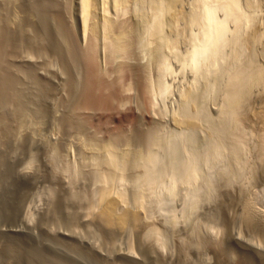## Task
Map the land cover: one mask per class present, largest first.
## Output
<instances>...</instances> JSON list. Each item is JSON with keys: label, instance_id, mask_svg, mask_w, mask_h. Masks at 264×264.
Segmentation results:
<instances>
[{"label": "rangeland", "instance_id": "1", "mask_svg": "<svg viewBox=\"0 0 264 264\" xmlns=\"http://www.w3.org/2000/svg\"><path fill=\"white\" fill-rule=\"evenodd\" d=\"M36 1L37 0H0V27L2 30L5 31L6 29L7 32L5 33L7 34V37L11 36L12 38L13 36L18 38L19 36H16V34L19 31L20 33L22 32L21 35L18 33L20 35V40H17V38H15L13 41L7 39L10 43H13L15 40H17V45L15 43L13 44L17 46L16 48L21 46V49L16 50L13 44L12 45L14 47L8 43L9 46L6 47V51L8 50L7 52L9 53L3 54L5 56H3L4 60L0 58L2 62L4 61L2 63L3 65H1L2 67L0 66L1 69H3V66L5 68L6 65L12 66L9 67L11 69L6 67L5 69L8 68L6 71L3 69V74L5 72L4 76H6V73H8L6 77L10 80H7L6 77H2L1 80L4 78L9 83V81L12 79L13 82H10L9 85L11 87L16 82V80L19 81L17 82V85L15 83L13 86L14 88L11 89L7 87L8 85L6 83V89H8L7 93L10 94L13 92L11 93V97L9 94H7V97L6 95L5 97L0 95V161L3 159V162H0V164H2V166L0 165V210L2 211L4 209H2V207H6L7 205L6 196L9 195L7 188H9V191L11 192L13 187H15L16 189H13L14 193H12V191V194L10 195H12L13 198H17V196L20 198H17L19 201L17 199L15 200L19 202V206L18 208L15 206L16 208L14 210L17 211H14L15 213L13 212L11 218L6 217L7 219L4 218L5 220H3V211L0 213V235L3 236L2 234H7L6 238L5 236H3L4 238L0 236V238L2 240L9 239L8 241H13L16 238H19V245H17L16 254L20 259L23 257H34V254L45 249L46 254L52 252L51 254L54 255L56 252H58V254H60L58 256H63V259L65 260V258H67L66 260L68 261L69 256L66 257V254H62L60 251L54 252V250H49L48 246L46 248L45 244L43 243H46V240L48 239L51 241V239H56L62 235L72 234L71 236H73V233H77L79 234V237H81L80 240L82 241L81 242L78 240V243L76 242L78 246L80 245L79 247L82 248L81 245L83 244L88 246L91 245L94 249L100 250L103 254H105L107 258L112 257L111 259L113 260L118 259L119 255L117 253L106 251V227L98 216L100 210V208H98L99 206L94 207V200L96 201V187L99 185L97 186L95 184L91 166L88 165L89 162L85 160L87 154H90L91 151L85 147L86 144L84 145V142L93 138L99 140L108 139V137L111 136V128L123 126L124 122V125L126 126H123L124 137L118 136L119 138L117 137L114 139L118 144V151L136 153L135 151L139 149L140 152H146L145 155L150 154L154 157V159H157H155L154 164L151 165L153 166L151 167L153 172L150 170L151 175H149L151 182L148 183L150 186L146 184V186H144L140 191V194H138L139 192L136 191L137 189L134 185V182H129L130 184L126 185V189L128 188V190L125 191V194H127L125 195L127 197H125V201L127 199L128 200L125 202V204L120 206L121 208L126 207L132 210L136 209L138 210L137 212L139 215H141V225L139 224L138 227L136 226L135 228H133L134 226L131 227V231L129 232V243L132 250L144 260L145 258L148 260L152 256H157L162 259V261L169 262L171 264H239L238 262H242L243 259L240 260L241 257L239 253L241 252L242 255L245 249L239 250L233 239L235 236L244 238L245 235L230 227L229 231L232 232H229L228 228L225 229L222 221L223 218L225 219L224 216L226 215V217H228L227 219L232 221L236 218L241 223L242 218H240V205L243 203V201H248L253 205V207H255L256 210H258L261 214H264V150H262L264 149V0H240L243 8L247 11L248 15L252 16L251 18H254V21H251V26L250 24L248 25L250 26L249 28H247V26L245 30H240L242 33L240 31L237 32L233 27L232 30H230L229 27L228 35L230 34V37L228 38L230 39L227 38V41L229 42L231 40L229 43L235 41L234 43L236 44L234 45L233 43L229 44L227 41L225 42L223 47H227L222 49V54L220 56L222 59L220 58L221 61H219L220 65L214 67V71L212 69L213 72L211 71L212 73H210L212 75L209 76V73H207L208 75L204 77L202 76V81L200 77V81H198V79L195 80L196 76L194 75L193 71L184 65V60H186L188 57V45L193 39H195L196 34L189 32L187 29L189 25L186 21H188L191 14L189 11L191 10L190 12H192L191 8H193V4L195 5L197 3V0H178V6L176 5V11H174V14L176 12L177 15L175 14V22L172 24V28L170 29V31L176 34L175 36L172 33L174 36L169 40L171 41L169 44L173 45V47L171 46L173 50H166V60L169 59L167 60L166 65H168V69H170L169 75L164 79L166 84V96L163 99H160L161 101H155L153 99L150 100L147 96L149 93H147L146 99H148H145L144 103V100L142 101L143 97H141V93H139V88L136 87L137 81L133 80L134 77L129 76V74L122 75L117 70L118 67L123 64V62L126 63L129 61L132 63L131 65L136 64L135 66H144V69H147L145 71V78H153L154 73L152 69L158 62V59H160V56H158L157 47L155 45H152V47H145L144 50L146 49L147 52L142 49L140 51L142 54L140 55V59L136 55L134 56L135 58H132V61L131 58H129V60L124 58L126 60H123V57L113 58L112 60L108 59V61L103 57L104 59H102V64L99 65V68L101 66V70H103L104 74H106V77L108 78L107 80L120 81L118 86L119 89H121V95L126 97L130 96L128 97L129 101L126 106L129 105L128 107H132L131 109L133 111V117L134 120L136 119V121H126V123L125 121H121V123L116 119H112V117L108 116L109 114L106 115V113H108L106 109L104 112H102L103 110L100 109L99 111L101 113L95 108L93 110H91V108L88 110L90 112L87 111L85 113L84 111L82 112V110H75V108H78L79 110L77 105L79 101L77 102L76 99L78 96L79 97L77 100L81 98L80 94L84 90L83 84H85L84 80H86V68L84 61L80 59V57L79 61L75 60L78 62V64L74 62V65L73 58L75 57L72 53H78L77 56H80L82 54L81 51L84 50V47L87 44L83 39L82 43L77 28L75 29L74 26L71 25L72 14L70 13H72L71 6L74 0H49L50 2L48 0H39L37 3H35ZM42 1L45 5L47 4V9L44 7V4L41 3ZM47 2L51 4L54 2L56 5H54V3L52 5L55 6L57 10V3L59 4L60 10L61 7L62 10L65 9V11L63 10L64 16L66 13V16H68L66 19L70 22L67 24L69 25L67 30L68 32L70 30L69 34L71 36L69 37H72L73 40H70L67 38V36L65 37L60 30L54 32V28L52 34L55 33V37L57 36L56 34H58V39H55L54 35H52V38L55 39V42H53L51 41L52 38L49 39V37H47L48 35L46 34V25L48 21H44L42 18H48L45 16V14L43 15L40 13L42 11H39V9L34 11L36 9L35 7H40L41 4L44 7V10L46 9L45 11L43 10L44 12L50 10V7H48L49 4ZM13 3L15 4L13 5ZM32 3H35V6L32 5ZM32 6H34V9ZM42 6L40 7V10H42ZM62 10L61 12H63ZM33 12H35V14ZM41 15L45 17H41ZM46 15L49 14L46 13ZM40 19L45 22V25L41 24L42 21ZM256 19L257 21H255ZM181 25L183 26L181 27ZM259 25L261 27H258ZM256 27H258L257 31L259 32L255 30ZM184 29L185 31H183ZM40 30H42V33H44L46 37H41V35L44 34H41ZM4 31L3 33L1 31L0 33L5 35ZM8 31H10V33ZM245 32L247 33L245 34ZM191 33L192 35H189ZM240 33L242 36H244L243 38L239 37L241 36ZM12 34L15 35L12 36ZM183 34L186 35L183 37ZM247 34L249 35L246 36ZM252 34L256 39L251 37ZM2 35H0V44L2 42ZM190 36H192L193 39H191L192 37ZM236 37L237 39H234ZM245 37L248 41L245 40ZM47 38L49 41L46 42ZM66 38L67 40L69 39V44L70 41L73 43V45L76 44L75 47H77V51H74L75 47H73L72 44L67 46L68 42H66ZM249 38L253 39L251 40ZM178 39H180L178 42L179 44L177 43L174 45L175 40L177 41ZM41 40L42 42H40ZM18 42H20V44ZM48 42L51 45L56 43V47H61L59 50L63 48V45V49L68 47V49L64 50L65 56H63V53L61 54L62 51H59L60 53L57 52L60 55H56V53H54L55 50L52 51L53 48H50ZM10 45L12 48H14V50L10 47ZM177 45L178 47L176 48L175 46ZM3 49L2 51H4ZM11 49L12 52H20L19 54L16 52L17 55L14 56L12 52H10ZM70 49V54L71 56L73 55L71 60L66 58ZM65 51H68V53L66 54ZM228 52L231 54H228ZM159 53H161V51H159ZM175 54H177L176 56L178 59H175ZM63 57H65L66 60H64L65 58ZM142 58H144V60H142ZM68 59L70 61L73 60L72 62L69 61L70 66H75L73 67L74 69L70 67L71 71L69 68V71L67 69V67H69V64L67 65ZM155 60L156 63L153 62ZM129 62L127 63L130 64ZM71 63L73 65H71ZM244 65L247 66L245 67ZM31 67L34 68L32 69ZM237 67L240 69V71H242L240 72ZM247 67L249 69H247ZM29 68H31L34 73ZM29 70L32 73L29 72ZM232 72L234 76L232 75ZM28 73L32 74V76L28 75ZM248 74L250 76L253 75V77L249 78ZM11 75H13V77ZM235 76H237L239 79L236 77V80V78H234ZM33 78H35L36 81L35 79L33 80ZM70 78L74 79L70 80ZM42 79L43 81L46 80L47 82H42ZM240 80L242 81L240 82ZM246 81L249 83V85ZM45 82L48 84L44 85ZM74 82L77 84L76 87L78 86L77 91L74 87L75 84L73 85ZM35 83L37 84L35 85ZM67 83H70V86H73L70 87L67 85ZM65 84L69 86V90ZM246 85L250 86L251 88L246 87ZM15 86L18 88L16 89ZM49 86H51V88ZM248 88L251 91H249ZM9 89L10 91L12 89L15 90L9 92ZM44 89L45 92H43ZM245 90L247 91L245 92ZM0 93H3L2 95H4V92H1V90ZM233 93L236 94V96L235 94L233 96L234 99L230 96ZM49 94H51V96H47ZM238 94L242 95L239 97ZM249 94H252L253 96ZM150 95L151 94H149V96ZM16 97H22V99L17 100ZM17 101L18 104L16 103ZM75 103H77V107H74ZM236 103L237 105H235ZM44 108L46 110H44ZM24 109L26 111H24ZM233 112H235V114ZM27 113L28 115L32 113V115L28 116ZM65 116L68 117V119L64 120L66 118ZM148 116H151L152 119ZM184 116L186 117L184 118ZM29 117H31V119ZM137 117L140 121L137 119ZM5 119L7 128L13 123V125H11L8 129L1 125V120L4 122ZM185 119L187 121L191 119L197 122L196 126H188L184 124L182 121H185ZM67 120L68 122L69 120L70 122H74L73 120H75V122L74 124L71 122L72 125H70V122L68 123ZM63 121H65V123ZM79 121L82 123L80 124ZM179 121L181 124H179ZM31 122H33L34 125L37 122L36 124L38 125L34 126ZM137 122L139 123L137 124ZM66 123L69 125L66 126ZM119 123L122 125H119ZM96 125L98 126V130ZM72 126L73 128H71ZM3 127L6 128V130L3 129ZM101 127L106 128H104V130ZM30 130L34 131L31 132ZM5 131L6 134L4 133ZM98 131L100 132L99 134ZM140 131H142L141 134ZM8 132L9 135L7 134ZM88 132L91 133V135ZM136 132L140 134L138 137L140 138L141 136L140 139L136 138ZM126 133H128V136ZM238 134L240 135L238 136L239 139L237 136H235ZM125 135L128 137V139ZM79 137H81L83 140H81ZM240 138L242 139L240 140ZM157 140H159V143ZM124 141H126V143ZM231 141L233 142L230 143ZM150 148L153 152L149 150ZM88 150L89 152L87 153ZM81 154L82 156H85L84 159ZM84 161L88 163H85ZM190 168H194L197 175L195 178L193 177V181L192 179H189V175L185 171V169H188L191 172L192 170H190ZM193 172L194 171H192V173ZM187 175L188 179L191 180H188L191 182L188 184H186L188 181H185L187 180L185 179ZM171 182L175 184L173 185L175 189L170 184ZM19 183L21 184L19 185ZM93 184H95V186H93ZM169 185L174 190L171 191L173 194L170 191L168 192ZM15 192H17V194H15ZM136 194L140 195V197H143L141 198L143 199L141 201L142 206H137L138 203L136 198L138 196ZM93 195L95 197H93ZM110 196L116 197L115 192H111ZM223 209L225 210L226 214L223 213ZM200 227H203V229ZM197 229L198 232H196ZM19 230L25 231L27 238L15 237L13 235L14 231ZM229 234H233V237H230ZM121 235V233L117 232L114 235L113 241H120L122 239ZM257 237L258 236H256V239ZM70 241H68V243ZM73 241H71V243L73 242L72 244L76 246L75 241H77V239ZM27 244L28 246H26ZM220 245L222 246L220 247ZM57 249L59 250V248ZM248 252L249 251L245 250L244 253L246 256L243 254L244 256L242 255V257L249 258L248 255L250 256V254H248ZM236 253L239 256H237ZM78 255H80L78 252L76 255H74V260L77 264L80 263V258H78ZM75 257L79 260L77 261ZM0 258L1 263L3 257ZM84 259L85 258H82L83 261ZM74 260L68 262L71 264L72 262L73 264H76L74 263ZM1 264H3V262Z\"/></svg>", "mask_w": 264, "mask_h": 264}, {"label": "bare ground", "instance_id": "2", "mask_svg": "<svg viewBox=\"0 0 264 264\" xmlns=\"http://www.w3.org/2000/svg\"><path fill=\"white\" fill-rule=\"evenodd\" d=\"M39 1V0H37ZM37 1L35 3H37ZM46 1V0H45ZM49 1V0H48ZM178 0H74V2L72 3V6H71V9H72V19L71 18H68V19H71L72 20V26H74V28L78 30V33H79V37L82 41V39L84 40V42H86V46L84 47V50H82V56L75 54V53H72L74 55L75 58H73L71 56V49L69 51V54L68 51H65L66 54H67V57L66 58H69L70 60L73 58V63L75 62L76 64H78V62L76 61H79V57L80 59H82L85 63V70H86V74H85V77H86V80L85 81V84H83V87H84V90L83 92H81V98L76 99V101L79 103H75L74 107L76 106V104L78 105L79 107V110L78 108H75L76 111H80L82 110V112L84 111L87 112L89 109L93 110L94 108L95 109H98V111L101 109L103 110L102 112L106 111L109 114L108 116L112 117V119H116L118 121H128V122H134L136 121V119L134 120V117H133V111H132V107H128L126 106L128 104V101H129V98L130 96L126 97V96H123L121 95L122 92L121 89H119V82L120 81H108L107 77H106V74H104L103 70H101V66L99 68V65L102 64V59L106 58L105 60H108V59H113V58H121L123 57L122 59L123 60H126L129 58H131V61H132V58L134 56H138L139 59H140V55H142L140 53V51L145 47H149L152 45H155L157 47V52H158V56H160V59H158V62L156 63V60L153 61L155 62V66L154 68L152 69L153 70V78H145V71L147 69H144L145 67L144 66H135V65H131L132 63L128 64L127 62L123 64H121L119 67H118V71L120 72V74H129V76L131 77H134L133 80H136V87L139 88V93H141V97H143L142 101L145 103V99H146V95L147 93L151 94L149 96V94L147 95L149 97L150 100H155V101H159L160 99H163L165 96H166V84H165V77H167L169 75V70L168 69V65H166V50L167 49H171V51L173 50V45L169 44V42L171 43V41H169L171 38H173V36L176 34L173 33L172 31H170V29L172 28V24L175 22V14H174V11H176V5L178 4L177 2ZM249 1V0H248ZM50 2V1H49ZM52 2V1H51ZM62 2V1H61ZM72 2V1H71ZM244 2V1H243ZM247 2V1H246ZM35 3H32V5H34ZM43 3V1L41 2ZM46 3V2H45ZM48 3V2H47ZM54 3V2H53ZM52 3V4H53ZM196 3V1H195ZM254 3V2H253ZM15 3H13L14 5ZM44 4V3H43ZM49 5L51 3H48ZM48 5V7H50V10L44 12L46 9H47V4L45 5L44 4V7L46 8L44 10V7L42 6V4L40 5V7L42 6V10H40V7H35L36 10L39 9V11H42L40 13H42L43 15L45 14V16H47L48 19L46 18H42L44 21H48L47 22V27L44 26L45 25V22L43 20H41V24H44L43 26L47 28V37H49V39H51L54 35L52 34L53 33V28H54V32L56 31H61L64 36L67 38H69L70 40H73V38L69 37L71 36L67 30V28H69L67 25L69 21H67L66 17V13H65V16H64V11L65 9L62 10V7H61V10L63 12H61V10L59 9V4L57 3V7H58V10L57 8H55V6L53 5ZM246 4V3H245ZM54 5H56L54 3ZM35 6V5H34ZM32 6V8L34 7ZM52 6V8H51ZM70 6V5H69ZM178 6V5H177ZM192 9V12L189 11L190 16H189V19L188 21V25L189 27L187 28L189 30V32H193V33H196L195 34V39H193L192 37L191 39H193L190 44L188 45L189 46V50H188V54H187V59L184 60V65L188 68H190V70L193 71L194 75L196 76L195 80L198 79V81H200L199 79L201 78V81H202V76H206L208 75L207 73H209V76L212 75L210 73H212L214 71V67H217L218 65H220L219 61L220 60V56L222 54V49L223 48H226V47H223L225 42L227 41V38L230 37V34L228 35V30H229V27H230V30H232V27L235 28L234 30H236L237 32L238 31H243L245 30V28L250 24V26L252 25L251 24V21H254V18H251L252 16L248 15L247 11L243 8V5L241 3L240 0H197V3L193 6ZM247 7H248V4H247ZM252 7V6H251ZM179 8V7H178ZM254 8V7H253ZM252 8V9H253ZM26 9V7H25ZM34 9V8H33ZM32 9V10H33ZM70 9V8H69ZM249 9V8H248ZM251 9V8H250ZM44 10V11H43ZM178 10V9H177ZM44 12V13H43ZM251 12V11H250ZM254 12V11H253ZM35 14V12H33ZM38 13V12H37ZM39 13V14H40ZM49 14L50 15V18H49V15H46ZM179 13V12H178ZM250 14V13H249ZM177 15V14H176ZM253 15V13H252ZM45 16H42L41 17H45ZM255 17V15H254ZM40 18V17H39ZM46 19V20H45ZM183 21V20H182ZM257 21V19L255 20ZM6 23V22H5ZM39 23V22H38ZM70 23V22H69ZM184 23V22H183ZM259 23V22H258ZM261 23V22H260ZM2 24V23H1ZM8 24V23H7ZM184 25V24H183ZM181 25V27L183 26ZM187 25V26H188ZM258 25V24H257ZM3 26V25H1ZM42 26V27H43ZM250 26H248L247 28H249ZM41 27V28H42ZM43 27V28H44ZM186 27V26H185ZM258 27H261L260 25ZM258 27L255 28V30L257 31ZM8 28V27H7ZM42 28V29H43ZM52 28V30H51ZM71 28V27H70ZM253 28V26H252ZM251 28V29H252ZM4 29V28H3ZM186 29V30H187ZM72 30V28H71ZM76 30V31H77ZM249 30V29H248ZM253 30V29H252ZM4 30H2V28L0 27V32ZM13 31V30H12ZM41 31V34H44L42 33V30ZM45 31V29H44ZM75 31V32H76ZM185 31V29L183 30ZM240 31V32H241ZM254 31V30H253ZM7 32L6 29L4 31V33ZM10 33V31H8ZM14 32V31H13ZM248 32V31H247ZM245 32V34L247 33ZM251 32V30H250ZM259 32V31H257ZM8 33V34H9ZM16 33V32H15ZM20 33V31L18 32ZM17 33V34H18ZM22 33V32H21ZM20 33V35H21ZM174 35H173V34ZM188 33V32H187ZM242 33V32H241ZM240 33L241 38H243L244 36H242V34ZM16 36H19L18 38L17 37H14L13 35L15 34H12L13 38L11 36H8L7 37V34L5 33V35L1 34L2 35V42H1V52H0V55L3 60V54L4 53H9L6 51V47L9 46V44H13L15 43L17 45V40H20V35L18 34ZM72 34V33H71ZM255 34V33H254ZM10 35V34H9ZM57 36L55 37V39H58V34H56ZM186 34H183V37L185 36ZM188 35V34H187ZM189 35H192L189 34ZM188 35V36H189ZM234 35V33H233ZM249 34H247L246 36H248ZM259 35V34H258ZM44 36L46 37V35H41V37ZM182 36V34H181ZM186 36V37H188ZM237 36V35H236ZM256 36V34H255ZM11 37V38H10ZM78 37V36H77ZM182 37V38H183ZM251 37H253V34L251 35ZM15 38H17V40H15L13 43L9 42L8 40L10 39L11 41H13ZM66 38V42L67 43V46H70V44L73 45V43H71L70 41V44H69V39L67 40ZM232 38V37H231ZM255 38V37H253ZM252 38V39H253ZM8 39V40H7ZM53 39V40H52ZM51 41L55 42L54 38H52ZM79 39V38H78ZM190 39V38H189ZM230 39V38H228ZM233 39V38H232ZM234 39H237L234 38ZM251 39V38H249ZM251 39V40H252ZM256 39V38H255ZM45 40V39H44ZM43 40V42H44ZM180 39H178L177 41L175 40V44L176 45L178 42H179ZM184 40V39H183ZM240 40V38H239ZM245 40L246 37H245ZM49 41L48 38L46 40V42ZM187 41V40H186ZM231 41V40H230ZM229 41V42H230ZM233 41V40H232ZM242 41V40H241ZM248 41V40H247ZM21 42V41H20ZM20 42H18L20 44ZM42 42V40L40 41ZM73 42V41H72ZM189 42V41H188ZM228 42V41H227ZM228 42V43H229ZM235 42V41H234ZM234 42H231L233 43L234 45L236 43ZM239 42V41H238ZM250 42V41H249ZM255 42V41H254ZM253 42V43H254ZM49 43V42H48ZM58 43V42H57ZM83 43V41H82ZM81 43V44H82ZM229 43V44H231ZM242 43V42H241ZM245 43V42H244ZM247 43V42H246ZM251 43V42H250ZM18 44V46H19ZM47 44V43H46ZM80 44V43H79ZM173 44V43H172ZM179 44V43H178ZM188 44V43H187ZM186 44V45H187ZM228 44V45H229ZM240 44V43H239ZM243 44V43H242ZM10 45V47H11ZM14 45V44H13ZM12 47L15 46V49H21L19 46L18 48H16L17 46L14 45ZM45 45V43H44ZM48 45V44H47ZM50 45V48L56 53V55H60L58 54L57 52L59 51H62L61 54L63 53V56H65V53H64V50L68 49V47L65 49L64 48V45L62 46L63 48L61 50H59L61 47L60 46H57L56 47V43H54L53 47L52 45L49 43ZM48 45V46H49ZM59 45H60V42H59ZM71 45V46H72ZM76 44L73 45V47H75ZM84 45V44H83ZM183 45V44H182ZM245 45V44H244ZM250 45V44H249ZM172 46V47H171ZM237 46H238V43H237ZM9 47V48H10ZM11 47V48H12ZM83 47V46H81ZM154 47V46H153ZM176 48L178 47L175 46ZM235 47V46H234ZM5 48V49H3ZM72 48V47H70ZM77 47H75L76 49ZM185 48V47H184ZM231 48V47H230ZM236 48V47H235ZM250 48V47H249ZM2 49L4 51H2ZM8 49V48H7ZM14 50V48H12ZM12 49L10 50V52H12ZM74 49V48H72ZM74 51H77L78 49H76ZM81 49V48H80ZM154 49V48H152ZM163 49V51H162ZM188 49V48H186ZM232 49V48H231ZM238 49V48H237ZM148 50V49H147ZM178 50V49H177ZM6 51V52H5ZM51 51V52H52ZM73 51V50H72ZM73 51V52H74ZM146 51V49L144 50ZM143 51V52H144ZM151 51V50H150ZM159 51H161V53H159ZM224 51V50H223ZM227 51V50H226ZM229 51V50H228ZM238 51V50H237ZM17 54H19L18 51H16ZM16 52H12V54L14 56H16ZM80 52V53H81ZM142 52V53H143ZM147 52V51H146ZM152 52V51H151ZM155 52V53H157ZM15 53V54H14ZM60 53V52H59ZM140 53V54H139ZM149 53V52H148ZM177 53V52H176ZM236 53V52H235ZM53 54V53H52ZM139 54V55H138ZM152 54V53H151ZM161 54V55H160ZM174 54V53H173ZM228 54H231L228 52ZM70 55V56H69ZM144 55V54H143ZM146 55V54H145ZM155 55V54H154ZM153 55V56H154ZM157 55V54H156ZM177 54H175V59H178V57L176 56ZM148 56V55H147ZM151 56V55H149ZM156 56V57H158ZM174 56V55H173ZM184 56V55H183ZM182 56V57H183ZM228 56V55H227ZM237 56V54H236ZM5 57V56H4ZM77 57V59H76ZM104 57V58H103ZM144 57V56H143ZM65 58V57H63ZM66 58L64 60H66ZM126 58V59H124ZM135 58V57H134ZM145 58V57H144ZM144 58H142V60H144ZM153 58V57H152ZM171 58V57H170ZM173 58V57H172ZM233 58V56H232ZM68 59V63L67 65L69 64V67H67V69L69 68L70 69V63H69V60ZM138 59V58H137ZM136 59V60H137ZM185 59V57H184ZM222 59V58H221ZM76 60V61H75ZM153 60V59H152ZM180 60V59H179ZM1 61V65H3L2 63V60ZM70 61V62H72ZM82 61V62H83ZM109 61V60H108ZM114 61V60H113ZM141 61V60H140ZM178 61V60H177ZM182 61H183V58H182ZM106 62V61H105ZM181 62V61H180ZM74 63V65H75ZM80 63V62H79ZM83 63V64H84ZM118 63V62H117ZM81 64V63H80ZM106 64V63H105ZM116 64V63H115ZM138 64V63H137ZM141 64V63H140ZM139 64V65H140ZM168 64V63H167ZM183 64V63H182ZM71 65H73L71 63ZM150 65V63H149ZM180 65V64H179ZM178 65V66H179ZM183 65V66H184ZM11 66V65H10ZM8 65H6V67H10ZM78 66V65H76ZM109 66V65H108ZM117 66V65H116ZM177 66V64H176ZM222 66V64H221ZM220 66V67H221ZM245 66V65H244ZM247 66V65H246ZM245 66V67H246ZM2 67V66H1ZM5 67V68H6ZM12 67V66H11ZM14 67V66H13ZM17 67V66H15ZM30 67V66H28ZM38 67V66H37ZM75 66H72L71 68H73ZM150 67V66H149ZM148 67V68H149ZM244 67V68H245ZM4 66H3V69L4 71H6L7 69H5ZM32 69L34 67H31ZM31 68H29L30 70H32ZM170 68V67H169ZM240 68V67H239ZM3 69L0 68V90L1 92H4V95H2L3 93H0L1 96H4L6 95V97L8 96L7 93L8 92V89H6L7 87L8 88H14L13 86L17 85V81L16 79V82L11 86L10 85V82H13V80L11 79V81H9V83L7 82V80H10V79H7V74L6 73V76L5 75V72L3 74ZM11 69V68H9ZM26 69V68H25ZM38 69V68H37ZM36 69V70H37ZM68 69V71H69ZM74 69V68H73ZM213 69V71H212ZM216 69V68H215ZM235 69V68H234ZM238 69V67H237ZM242 69V68H241ZM247 69H249L247 67ZM252 69V68H251ZM29 70V72H31ZM150 70V69H149ZM240 71V69H238ZM246 70V69H245ZM11 71V70H9ZM28 71V70H27ZM25 71V72H27ZM71 71V69H70ZM73 71V70H72ZM212 71V72H211ZM219 71V70H218ZM242 71V70H241ZM240 71V72H241ZM250 71V70H249ZM252 71V70H251ZM17 72V71H16ZM33 72V70H32ZM31 72V73H32ZM150 72V71H149ZM190 72V71H189ZM237 72V71H236ZM34 73V72H33ZM36 73V71H35ZM75 73V72H73ZM72 73V74H73ZM85 73V72H84ZM107 73V72H106ZM114 73H115V70H114ZM117 73V72H116ZM151 73V72H150ZM238 73V72H237ZM248 73V71H247ZM24 74V73H23ZM147 74V73H146ZM231 74V72H230ZM245 74V73H243ZM251 74V73H250ZM254 74V73H252ZM256 74V72H255ZM3 75V76H2ZM15 75V74H14ZM19 75V74H18ZM22 75V74H21ZM20 75V76H21ZM28 75H31L30 73H28ZM118 75V74H117ZM232 75H233V72H232ZM237 75V74H236ZM257 75V74H256ZM255 75V76H256ZM9 76H10V73H9ZM13 77V75H11ZM19 76V77H20ZM23 76V75H22ZM75 76V75H74ZM119 76V75H118ZM147 76V75H146ZM189 76V75H188ZM234 76V75H233ZM232 76V77H233ZM249 78L250 77H253L250 76L248 74ZM2 77H6V79L3 78V80H1ZM33 77H34V74H33ZM76 77V76H75ZM84 77V78H85ZM200 77V78H199ZM230 77V76H229ZM237 76H235L234 78H236ZM259 77V75H258ZM257 77V78H258ZM11 78V77H10ZM15 78V77H14ZM18 78V77H17ZM21 78V77H20ZM25 78V77H24ZM117 78V77H116ZM127 78V77H126ZM171 78V77H170ZM193 78V77H192ZM207 78V77H206ZM238 78V77H237ZM236 78V80H237ZM244 78V76H243ZM255 78V77H254ZM22 79V78H21ZM27 79V78H26ZM35 78H33L34 80ZM41 79V78H40ZM74 79V78H72ZM70 78V80H72ZM239 79V78H238ZM241 79V78H240ZM260 79V78H259ZM263 79V78H262ZM69 80V81H70ZM114 80V79H113ZM130 80V79H129ZM247 80V79H245ZM244 80V81H245ZM254 80V79H252ZM6 81V82H5ZM23 81V80H22ZM36 81V79H35ZM46 81V80H44ZM43 79H42V82H44ZM205 81V80H204ZM242 80H240L241 82ZM33 82V81H32ZM47 82V81H46ZM44 83V85L48 84V83ZM73 82V81H72ZM83 82V81H82ZM234 82V81H233ZM239 82V83H240ZM247 82V81H246ZM251 82V81H250ZM257 82V81H256ZM6 83H7V87H6ZM76 82L73 83V85L75 84ZM243 83V82H242ZM248 83V82H247ZM246 83V84H247ZM262 83V82H261ZM24 84V83H23ZM32 84V83H31ZM37 83H35L36 85ZM81 84V85H82ZM134 84V82H133ZM228 84V82H227ZM245 84V83H244ZM254 84V83H253ZM260 84V83H259ZM263 84V83H262ZM22 85V83H21ZM41 85V84H40ZM39 85V86H40ZM66 85V84H65ZM67 85L70 86V83ZM68 87V90H69V86ZM72 85V86H73ZM77 84L74 85V87L76 88V91H77V87H76ZM121 85V84H120ZM234 85V84H233ZM249 85V83H248ZM256 85V84H255ZM25 86V85H24ZM70 86V87H72ZM231 86V85H230ZM238 86V85H237ZM241 86V85H240ZM16 89L18 88L17 86H15ZM22 87V86H20ZM35 87V86H34ZM51 88V86H49ZM82 87V86H81ZM130 87V86H129ZM135 87V88H136ZM234 87V86H233ZM236 87V86H235ZM242 87V86H241ZM246 87H249L251 88L250 86H247ZM260 87V86H259ZM29 88V87H28ZM27 88V89H28ZM33 88V87H32ZM48 88V87H47ZM121 88V87H120ZM128 88V87H127ZM248 88V90H249ZM5 89V90H4ZM9 89V92H11L12 90L14 91L15 89H12L10 91ZM23 89V88H22ZM35 89V88H33ZM67 89V88H66ZM71 89V88H70ZM73 89V88H72ZM245 89V87H244ZM253 89V88H252ZM3 90V91H2ZM7 90V91H6ZM30 90V89H29ZM38 90V88H37ZM49 90V89H48ZM81 90V88H80ZM239 90V88H238ZM6 91V92H5ZM22 91V90H21ZM28 91V90H27ZM47 91V90H46ZM240 91H241V88H240ZM243 91V90H242ZM247 90H245L246 92ZM251 91V90H249ZM19 92V91H18ZM45 92V89L44 91ZM50 92V91H49ZM253 92V91H252ZM6 93V94H5ZM13 93V92H11ZM9 94L10 97L12 96V94ZM28 93V92H27ZM48 93V92H47ZM242 93V92H241ZM254 93V92H253ZM19 94V93H18ZM26 94V93H24ZM53 94V93H52ZM76 94V93H74ZM235 93L231 94L230 96L233 97ZM240 94V93H239ZM238 94V95H239ZM243 94V93H242ZM241 94V95H242ZM42 95V94H41ZM45 95V93H44ZM71 95V94H70ZM239 95V97L241 96ZM251 96H253L252 94H249ZM14 96V94H13ZM17 96V95H16ZM21 96V95H20ZM47 96H51V94L47 95ZM229 96V94H228ZM229 96V97H230ZM236 96V94H235ZM245 96V95H244ZM43 97V96H42ZM140 97V96H139ZM228 97V98H229ZM17 100L18 99H22V97H16ZM26 98V97H24ZM46 98V97H45ZM247 98V97H246ZM250 98V97H249ZM11 99V98H10ZM148 99V98H147ZM146 99V100H147ZM227 99V98H225ZM231 99V98H230ZM234 99V97H233ZM237 99V98H236ZM6 100V99H5ZM149 100V101H150ZM239 100V99H238ZM244 100V99H242ZM10 101V100H9ZM14 101V100H13ZM12 101V102H13ZM21 101V100H19ZM23 101V100H22ZM26 101V100H25ZM131 101V100H130ZM161 101V100H160ZM226 101V100H225ZM235 101V100H234ZM28 102V101H27ZM75 102V100H74ZM151 102V101H150ZM153 102V101H152ZM229 102V101H228ZM18 104V101L16 102ZM231 103V102H230ZM31 104V103H30ZM70 104V103H69ZM234 104V103H233ZM239 104V103H238ZM242 104V103H241ZM237 105V103L235 104ZM240 105V104H239ZM28 106V105H27ZM146 106V105H145ZM229 106V104H228ZM241 106V105H240ZM239 106V108H240ZM243 106V105H242ZM77 107V106H76ZM230 107V106H229ZM232 107V105H231ZM237 108V107H236ZM235 108V109H236ZM141 109V108H140ZM146 109V107H145ZM30 110V109H29ZM44 110H46L44 108ZM144 110V109H143ZM147 110V109H146ZM20 111V110H19ZM24 111H26L24 109ZM139 111V110H138ZM17 112V111H16ZM30 112V111H29ZM90 112V111H88ZM97 112V111H96ZM100 112V111H99ZM142 112V111H141ZM145 112V111H144ZM35 113V112H34ZM45 113V111H44ZM79 113V112H77ZM93 113V112H92ZM101 113V112H100ZM150 113V112H149ZM148 113V114H149ZM228 113V112H227ZM235 114V112H233ZM239 113V112H238ZM25 114V112H24ZM71 114V112H70ZM82 114V113H81ZM96 114V113H95ZM103 114V113H102ZM224 114V113H223ZM233 114V116H234ZM19 115V114H18ZM17 115V116H18ZM26 115V114H25ZM28 115V113H27ZM30 115H32V113H30ZM28 115V116H30ZM37 115V114H36ZM93 115V114H92ZM227 115V114H225ZM240 115V114H239ZM244 115V114H242ZM70 116V115H69ZM72 116V115H71ZM81 116V115H80ZM78 116V117H80ZM88 116V115H87ZM97 116V115H96ZM145 116V115H144ZM246 116V115H245ZM244 116V117H245ZM24 117V116H23ZM26 117V116H25ZM32 117V116H31ZM31 117H29L31 119ZM66 117V116H65ZM86 117V116H85ZM149 118H151V116H148ZM183 117V116H182ZM186 116H184L185 118ZM242 117V116H240ZM243 117V118H244ZM4 118V116H3ZM22 118V117H21ZM72 118V117H71ZM190 118V117H189ZM236 118V117H234ZM247 118V117H245ZM1 119H2V116H1ZM27 119V118H26ZM35 119V118H34ZM37 119V118H36ZM68 119V117H66L64 120ZM77 119V118H76ZM88 119V117H87ZM106 119V117H105ZM109 119V118H108ZM138 119V117H137ZM152 119V118H151ZM187 119V118H186ZM185 119V121H182L184 124L188 125V126H196V123L195 121L189 119L188 121ZM4 120V119H3ZM25 120V119H24ZM71 120V119H70ZM69 120V122H70ZM100 120V119H99ZM115 120V121H116ZM139 120V119H138ZM147 120V119H145ZM150 120V119H149ZM197 120V119H196ZM247 120V119H246ZM9 121V120H8ZM16 121V120H15ZM75 122V120H73ZM90 121V120H89ZM96 121V120H95ZM107 121V120H106ZM105 121V122H106ZM140 121V120H139ZM245 121V119H244ZM34 122V121H33ZM31 122V123H33ZM65 123V121H63ZM68 122V120H67ZM68 122V123H69ZM72 122V121H71ZM70 122V125H72ZM74 122H72L74 124ZM78 122V121H77ZM80 122V121H79ZM100 122V121H99ZM121 122V123H122ZM195 122V123H193ZM6 119L4 122H2L1 120V125L2 126H5L6 127ZM11 123V122H10ZM23 123V122H22ZM37 123V122H36ZM35 125H38L36 124ZM82 122H80L81 124ZM89 123V122H88ZM108 123V122H107ZM119 123V125L121 124ZM139 122H137L138 124ZM147 123V122H146ZM154 123V122H153ZM182 123V124H183ZM200 123V122H199ZM4 124V125H3ZM26 124V123H25ZM30 124V123H29ZM63 124V123H62ZM77 124V123H76ZM90 124V123H89ZM93 124V122H92ZM102 124V123H101ZM115 124V123H114ZM134 124V123H133ZM178 124V123H177ZM179 124L180 121H179ZM239 124V123H238ZM13 125V123L11 124ZM10 125V126H11ZM34 125V123H33ZM34 125V126H35ZM69 125L66 123V126ZM100 125V124H99ZM122 125V124H121ZM130 125V124H129ZM132 125V124H131ZM9 126V124H8ZM10 126L8 128H10ZM32 126V125H31ZM84 126V125H83ZM87 126V125H86ZM97 126V125H96ZM104 126V124H103ZM123 126L124 125V122H123ZM123 126H118V127H115V128H111V136L108 137V139H105V140H99V139H90V140H86L84 142V145L86 144L85 147H87L88 149H90L91 153L90 154H87L85 160H87L88 162L84 161L85 163H88V165L91 166V169H92V173H93V178H94V182L95 184L98 186L96 187V192H95V196H96V201L94 200V207H97L99 206L98 208H100L99 210V213H98V216L101 220V222L104 224V226L106 227V230H105V240H106V245H107V250L106 251H109V252H112V253H117L119 255V258L116 259V260H113L111 258H107V256L105 254H103L100 250H96L94 249L91 245H81V247H79L77 245L78 243V240L81 239V237H79V234L77 233H73V236L71 235H62L61 237H57L56 239H51V241L46 240V243H43L45 244V247L47 248L48 246V249L49 250H54V252L56 251H60L62 254H66V257L69 256V259L68 261H73L74 260V255H76V253L78 252L80 255H78V258L77 261L79 260L80 263H83V264H171L169 262H164L162 261V259H160L159 257L157 256H152L150 257L148 260H145L142 259V257L140 258L136 252H134L131 248V245L129 243V232L131 231V227L135 228L136 226L138 227V225L140 224L141 225V215H139V213L137 212L138 210H132V209H129V208H121L120 206L122 204H125V202L128 200L125 201V199L127 198L125 195V191L128 190V188L126 189V185L130 184L131 181L134 182V185L136 187V191L139 192L138 194H140V191L142 190V188L144 186H146V184H148L149 182H151L150 180V170L152 169L151 166L152 164H154V157L150 154L148 155H145L146 152H143V151H139V149H137L135 152L136 153H132V152H120L118 151L117 149V143L114 139H116L118 136H123ZM128 126V125H127ZM143 126V125H142ZM183 126V125H182ZM14 127V126H13ZM38 127V126H37ZM70 127V126H69ZM76 127V126H75ZM126 127V126H125ZM133 127V126H132ZM137 127V126H136ZM135 127V128H136ZM216 127V125H215ZM214 127V129H215ZM7 128V127H6ZM6 128L3 127V129L6 130ZM7 128V129H8ZM73 128V126L71 127ZM100 128V127H99ZM102 128V127H101ZM106 127H103L102 129H104ZM142 128V127H141ZM190 128V127H189ZM197 128V127H195ZM38 129V128H37ZM36 129V130H37ZM79 129V128H78ZM87 129V128H86ZM85 129V130H86ZM91 129V128H90ZM94 129V128H93ZM109 129V128H108ZM10 130V129H9ZM77 130V129H76ZM97 130H98V126H97ZM105 130V129H104ZM128 130V129H127ZM134 130V129H133ZM138 130V129H137ZM218 130V129H217ZM238 130V129H237ZM240 130V129H239ZM14 131V129H13ZM31 131V130H30ZM34 131V130H33ZM31 131V132H33ZM95 131V130H94ZM11 132V130H10ZM83 132V131H82ZM87 132V131H86ZM92 132V131H91ZM132 132V131H131ZM135 132V131H134ZM236 132V131H235ZM233 132V133H235ZM239 132V131H238ZM6 134V131L4 132ZM89 133V132H88ZM94 133V132H92ZM96 133V131H95ZM100 132L98 131V134ZM129 133V132H128ZM128 133L127 136H128ZM137 133V132H136ZM142 133V131H140V134ZM9 135V132L7 133ZM91 135V133H89ZM97 134V133H96ZM107 134V133H106ZM110 134V133H108ZM134 134V133H133ZM139 133H137V137H139L140 135ZM213 134V133H212ZM81 135V134H79ZM88 135V134H87ZM132 135V134H131ZM219 135V134H218ZM82 136V135H81ZM126 136V135H125ZM126 136V137H127ZM133 136V135H132ZM143 136V135H142ZM221 136V135H220ZM237 136H240L239 134L238 135H235ZM234 136V138H235ZM81 139V137H79ZM89 138V137H88ZM119 138V137H118ZM132 138V137H130ZM129 138V139H130ZM135 138V137H134ZM141 138V136H140ZM138 138V139H140ZM222 138V137H221ZM27 139V138H26ZM128 139V137H127ZM219 139V138H217ZM216 139V140H217ZM232 139V138H231ZM236 139V138H235ZM239 139V138H238ZM242 138H240L241 140ZM83 140V139H81ZM126 140V138H125ZM150 140V139H149ZM154 141V140H153ZM158 143H159V140H157ZM220 141V140H219ZM223 141V140H222ZM126 143V141H124ZM123 142V144H124ZM133 142V141H132ZM148 142V141H147ZM224 142V141H223ZM233 141H231L230 143H232ZM82 143V142H81ZM122 143V142H121ZM120 143V144H121ZM135 143V142H134ZM221 143V142H220ZM225 143V142H224ZM152 144V143H150ZM214 144V143H213ZM235 144V143H234ZM126 145V144H125ZM142 145V144H141ZM157 145V144H156ZM216 145V144H215ZM144 146V144H143ZM146 146V145H145ZM213 146V145H211ZM218 146V145H217ZM221 146V145H219ZM129 147V146H128ZM127 147V149H128ZM154 147V146H152ZM216 147V146H215ZM237 147V146H235ZM240 147V146H238ZM218 148V147H217ZM224 148V147H222ZM263 148V147H261ZM84 149V148H83ZM86 149V148H85ZM220 149V148H219ZM233 149V148H232ZM238 149V148H237ZM236 149V150H237ZM131 150V149H129ZM142 150V149H141ZM149 150L152 151V149L150 148ZM218 150V149H217ZM221 150V149H220ZM219 150V151H220ZM235 150V151H236ZM264 150V149H262ZM126 151V150H125ZM132 151V150H131ZM147 151V150H146ZM212 151V150H210ZM214 151H215V148H214ZM212 151V152H214ZM86 152V150H85ZM89 152V150L87 151V153ZM144 154H143V153ZM150 152V151H149ZM153 152V151H152ZM148 153V152H147ZM221 153V152H220ZM85 154V153H84ZM153 154V153H152ZM219 154V153H217ZM233 154V153H232ZM82 156V154H81ZM156 156V155H155ZM239 156V155H238ZM241 156V155H240ZM262 156V154H261ZM83 159H84V155L82 156ZM158 157V156H157ZM236 157V155H235ZM264 157V155H263ZM262 157V158H263ZM260 158V157H259ZM82 159V160H83ZM3 159H1L2 161ZM81 160V161H82ZM157 160V159H156ZM0 161V162H1ZM237 161V160H236ZM239 161V160H238ZM3 162V161H2ZM74 164V163H73ZM82 164V162H81ZM156 164V163H155ZM238 164V163H237ZM263 164V163H262ZM2 166V164H0ZM87 165V164H86ZM87 165V166H88ZM89 166V167H90ZM156 166V165H154ZM75 168V166H74ZM90 169V170H91ZM156 169V168H155ZM142 170V172H141ZM188 170V169H187ZM185 169V171L187 172V174L189 175V179H192V181L194 180V178L197 176L196 175V172L194 170V168H190V170L194 171L192 173V171L189 172ZM152 171V170H151ZM153 172V171H152ZM185 172V173H186ZM192 175H191V174ZM1 174V173H0ZM150 174V175H149ZM174 174V173H173ZM195 174V176H194ZM188 175L185 177V181H188ZM191 175V176H190ZM170 177V175H169ZM172 177V176H171ZM192 177V178H190ZM194 177V178H193ZM152 178V177H151ZM175 178V177H173ZM177 179V178H176ZM175 179V180H176ZM184 179V178H182ZM196 180V179H195ZM173 181V180H172ZM191 181V180H189ZM187 182L186 184L188 183H191V182ZM130 182V183H129ZM14 183V182H13ZM173 182H171L170 184L172 185H175L174 183L172 184ZM183 183V181H182ZM21 183H19L20 185ZM95 184H93V186H95ZM151 184V183H150ZM185 184V183H184ZM24 185V184H23ZM149 185V184H148ZM8 186V185H7ZM150 186V185H149ZM6 187V186H5ZM170 185H169V190L168 192L170 191H174L173 188L175 189V187L172 188ZM15 187H13L14 189ZM19 188V187H18ZM132 188V187H131ZM134 188V187H133ZM8 189V196L7 197V205L6 207L3 206V202H2V211H3V215L4 217L3 220L7 219L8 217L11 218V215L13 214V212L17 211V210H14L17 206H19V197L17 196V199L16 197L13 198L12 193H14V190L12 189L11 192L9 191V188ZM16 189V188H15ZM22 190V189H21ZM115 192V195L116 197H111L110 194L111 192ZM6 192V191H5ZM18 192V191H17ZM17 192H15V194H17ZM24 192V191H23ZM173 194V192H171ZM136 194L138 197L136 198L137 200V203L139 205H141V201L143 199V197H140V195ZM169 194V193H168ZM14 195V194H13ZM16 196V195H15ZM93 195V197H95ZM135 196V195H134ZM172 196V195H171ZM169 196V197H171ZM126 197V198H125ZM18 200V201H15V200ZM229 199V198H227ZM232 200V199H231ZM128 204V203H127ZM224 204V203H223ZM222 204V205H223ZM229 204V203H228ZM5 205V204H4ZM142 206V205H141ZM227 206V205H226ZM1 207V206H0ZM223 207V206H222ZM240 218H242V222L240 223L238 221V219H234V220H230V219H227L228 217H226V215L224 216L225 219L223 218V225L225 227V229L228 228V231H229V227L230 228H233L235 229L237 232H241V234H244L245 237L242 238V237H239V236H235V233H234V242L237 244L239 250L240 249H245L246 251H249L248 254H250V256L248 255L249 258H246V257H242V255L244 254L245 255V250L243 252V254L241 255V252L239 253L241 259H243L242 262H238L239 264H264V214H261L258 210L255 209V207H253V205L251 203H249L248 201H243V203L240 205ZM1 209V208H0ZM258 209V208H257ZM224 210V209H223ZM0 210V213L2 212ZM14 212V213H15ZM222 213V212H221ZM224 214H226L225 210L223 212ZM263 213V212H262ZM239 214V212H238ZM1 216V215H0ZM7 217V218H6ZM236 217V216H235ZM5 218V219H4ZM231 218V217H230ZM234 218V217H233ZM238 218V217H237ZM2 220V221H3ZM1 221V220H0ZM166 222V221H165ZM170 222V221H168ZM198 222V221H197ZM200 223V222H199ZM206 223V222H205ZM204 223V224H205ZM197 224V223H196ZM163 225V224H162ZM203 225V224H202ZM201 225V226H202ZM206 226V225H205ZM161 227V226H160ZM203 229V227H200ZM223 228V227H222ZM209 229V228H208ZM202 231V230H201ZM206 231V230H205ZM227 231V232H228ZM119 232L121 233V237L122 239L120 241H113V238H114V235ZM196 232H198V229L196 230ZM203 232V231H202ZM211 232V231H210ZM229 232H232V231H229ZM234 232V231H233ZM5 233V232H4ZM200 233V232H199ZM204 233V232H203ZM207 233V232H206ZM205 233V234H206ZM2 234V233H1ZM77 234V235H76ZM204 234V235H205ZM239 234V233H238ZM239 234V235H241ZM3 236H7V234H2ZM13 235L15 237H21V238H27V236L25 235V231L23 230H19V231H14ZM201 235V233H200ZM233 235V234H232ZM232 235L229 234L230 237H233ZM1 236V235H0ZM1 236V237H3ZM75 236V238H74ZM242 236V235H241ZM256 236L257 239H256ZM14 237V238H15ZM4 238V237H3ZM10 238V237H8ZM49 238V237H47ZM54 238V237H53ZM19 238H16L14 239L13 241H8V240H2L0 238V257H3L2 259V262L3 264H20V263H24V264H71L69 263L65 258V260L63 259V256H58L60 254H58V252H56L54 255H52L51 253L49 254H46L45 252V249L44 250H40L38 253L34 254L33 256L34 257H23V258H18L17 257V254H16V248H17V245H19ZM77 239V241H75L76 243V246H74V244L71 243V241ZM259 239V240H258ZM54 240V241H53ZM61 240V241H60ZM68 241H70L68 243ZM81 241V240H80ZM21 242V240H20ZM59 242V243H58ZM82 242V241H81ZM59 246H57V245ZM80 244V243H79ZM219 244V243H217ZM28 246V244L26 245ZM57 246V247H56ZM167 246V244H166ZM165 246V247H166ZM204 246V245H203ZM222 245H220L221 247ZM44 247V246H43ZM224 247V246H223ZM59 248V250L57 249ZM217 248V247H216ZM47 249V250H48ZM48 250V251H49ZM225 250V249H224ZM232 250V249H231ZM218 251V250H217ZM53 252V253H54ZM59 252V253H60ZM81 252V253H80ZM223 252V251H222ZM221 252V254H222ZM234 252V251H233ZM231 253V252H230ZM229 253V255H230ZM235 253V252H234ZM247 253V252H246ZM57 254V255H56ZM217 254V253H216ZM220 254V252H219ZM233 254V253H232ZM140 255V254H139ZM235 255V254H234ZM237 255V253H236ZM237 255V256H239ZM243 255V256H244ZM117 256V255H116ZM223 256V255H222ZM227 256V255H226ZM246 256V255H245ZM228 257V256H227ZM82 258H85L84 261L82 260ZM158 258V259H157ZM221 258V257H220ZM246 258V259H245ZM1 259V258H0ZM232 259V258H231ZM239 259V258H237ZM245 259V260H244ZM82 260V262H81ZM239 261V260H238ZM1 262V263H2ZM235 262V261H234ZM0 263V264H1ZM74 263H76V261L74 260ZM78 263V264H80ZM73 264V262H72ZM77 264V263H76ZM233 264V263H232ZM237 264V263H236Z\"/></svg>", "mask_w": 264, "mask_h": 264}]
</instances>
